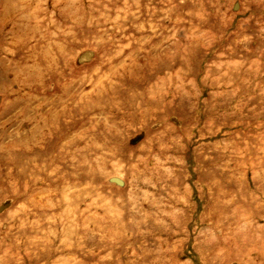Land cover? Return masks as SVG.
<instances>
[{"label":"rangeland","instance_id":"rangeland-1","mask_svg":"<svg viewBox=\"0 0 264 264\" xmlns=\"http://www.w3.org/2000/svg\"><path fill=\"white\" fill-rule=\"evenodd\" d=\"M0 264H264V0H0Z\"/></svg>","mask_w":264,"mask_h":264}]
</instances>
